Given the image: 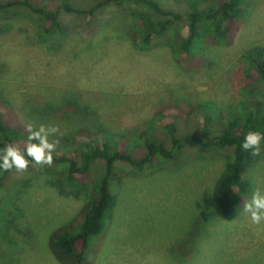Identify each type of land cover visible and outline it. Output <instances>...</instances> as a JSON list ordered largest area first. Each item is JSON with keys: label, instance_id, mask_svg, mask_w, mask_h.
<instances>
[{"label": "rangeland", "instance_id": "rangeland-1", "mask_svg": "<svg viewBox=\"0 0 264 264\" xmlns=\"http://www.w3.org/2000/svg\"><path fill=\"white\" fill-rule=\"evenodd\" d=\"M40 1L58 6L64 0ZM96 1L70 0L86 10ZM158 1L178 9L180 0ZM15 11L20 17L0 20V100L22 125H58L59 146L81 129L134 140L164 107L213 102L225 109L249 100L234 76L247 50L264 48V0L248 5L235 44L207 48L203 66L193 72L175 63L171 36L156 40L149 52L136 49L131 16L114 6L101 9L94 21L63 16L70 34L52 45L37 41L36 16ZM261 92L254 99L264 103ZM161 131L155 132L162 139ZM186 153L192 157L181 168L151 163L112 186L117 203L105 233L92 239L93 264H264V222L252 224L245 212L224 221L215 204L228 153L205 160L194 157V148ZM45 169L11 173L3 181L0 264H59L49 250L50 235L80 213L94 181L71 194L58 173ZM249 177L255 191L264 192V161Z\"/></svg>", "mask_w": 264, "mask_h": 264}, {"label": "trees", "instance_id": "trees-1", "mask_svg": "<svg viewBox=\"0 0 264 264\" xmlns=\"http://www.w3.org/2000/svg\"><path fill=\"white\" fill-rule=\"evenodd\" d=\"M256 1L180 0L178 9H174L158 0H97L86 10L76 8L70 0L58 6L43 5L40 0H7L0 1V20H15L20 17L15 10L24 9L37 17V41L52 45L70 34L63 16H83L94 21L101 9L114 6L131 16L136 49L149 52L156 40L171 36L168 45L175 63L183 72H193L203 66L207 48L227 49L235 44L247 21L248 5ZM241 63L234 80L243 85L249 100L225 109L213 102L190 105L187 110L177 105L161 108L134 140H128L127 135L84 129L63 138V145H57L53 153V164L45 166V170L60 175L61 188L67 193L78 194L89 180L94 181V190L80 213L50 235L49 250L59 264H93L92 239L105 233L117 203L112 186L117 187L151 163L181 168L192 157L186 153L191 148L199 160L228 153L225 169L215 184L214 200L224 221H234L242 215L244 203L255 192L250 170L264 161V142L258 156L241 147L249 131L264 133V103L254 99L264 89V48L247 50ZM159 128L162 139L155 132ZM27 136L26 125L20 124L0 100L1 147L16 144L23 148ZM49 139L60 140L57 136ZM33 167L30 165L28 170ZM16 172L0 169V192L6 176Z\"/></svg>", "mask_w": 264, "mask_h": 264}, {"label": "clouds", "instance_id": "clouds-1", "mask_svg": "<svg viewBox=\"0 0 264 264\" xmlns=\"http://www.w3.org/2000/svg\"><path fill=\"white\" fill-rule=\"evenodd\" d=\"M28 131L27 142L23 148L16 144H9L0 148V169L26 172L29 166H51L54 162L53 153L56 151L59 140H50L49 137L60 133L58 125H26ZM62 135V133H60ZM264 133L249 131L241 144L244 151L258 156L261 153ZM243 210L248 214L250 222L260 225L264 222V192L257 189L250 200H246Z\"/></svg>", "mask_w": 264, "mask_h": 264}]
</instances>
